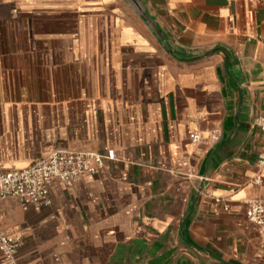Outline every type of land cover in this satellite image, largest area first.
<instances>
[{
  "label": "crops",
  "instance_id": "0c3cea01",
  "mask_svg": "<svg viewBox=\"0 0 264 264\" xmlns=\"http://www.w3.org/2000/svg\"><path fill=\"white\" fill-rule=\"evenodd\" d=\"M140 1L152 22L125 0H0L27 46L0 47V170L115 153L47 206L0 199L14 264H264L245 216L264 201V0Z\"/></svg>",
  "mask_w": 264,
  "mask_h": 264
},
{
  "label": "built area",
  "instance_id": "2783aa9c",
  "mask_svg": "<svg viewBox=\"0 0 264 264\" xmlns=\"http://www.w3.org/2000/svg\"><path fill=\"white\" fill-rule=\"evenodd\" d=\"M254 124L264 132V114L258 115ZM189 138L192 143L202 140L197 132L190 133ZM217 138V132L209 134V139ZM112 160H115V153L107 148L103 152L78 148L52 150L25 168L0 170V199L16 197L24 208L47 206L53 184L59 183L68 189L84 175L99 174L104 164ZM182 164L188 162L182 161ZM257 166H264V145L258 154ZM245 216L260 231L264 230V201H246ZM18 246V240L0 228L2 264L15 263Z\"/></svg>",
  "mask_w": 264,
  "mask_h": 264
},
{
  "label": "rangeland",
  "instance_id": "374dc122",
  "mask_svg": "<svg viewBox=\"0 0 264 264\" xmlns=\"http://www.w3.org/2000/svg\"><path fill=\"white\" fill-rule=\"evenodd\" d=\"M13 29L10 26L1 24L0 25V47L1 48H19L27 47L24 44V41H21V38L18 34L17 40L14 41L12 38Z\"/></svg>",
  "mask_w": 264,
  "mask_h": 264
},
{
  "label": "water",
  "instance_id": "95a60500",
  "mask_svg": "<svg viewBox=\"0 0 264 264\" xmlns=\"http://www.w3.org/2000/svg\"><path fill=\"white\" fill-rule=\"evenodd\" d=\"M140 16L144 17L148 22H152L148 13L144 9L140 0H125Z\"/></svg>",
  "mask_w": 264,
  "mask_h": 264
}]
</instances>
